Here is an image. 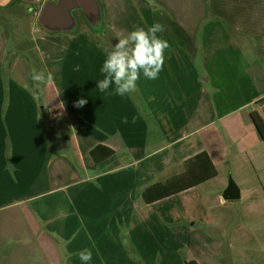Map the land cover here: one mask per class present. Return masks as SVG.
Returning a JSON list of instances; mask_svg holds the SVG:
<instances>
[{
	"label": "crops",
	"instance_id": "crops-1",
	"mask_svg": "<svg viewBox=\"0 0 264 264\" xmlns=\"http://www.w3.org/2000/svg\"><path fill=\"white\" fill-rule=\"evenodd\" d=\"M13 1L0 21H18L15 7L36 19L46 0H0V7ZM100 2L105 31L121 38L116 21L158 22L171 45L158 78L141 73L123 97L114 85L97 88L114 45L106 47L80 12L74 33L35 30L42 33L33 50H12L0 22V67L8 54L9 77L0 116V264H83L77 254L84 250L92 252L87 264H131L123 228L139 252L156 242L172 248L162 234L174 225L169 234L187 249L179 264H236L230 238L194 227L231 219H212L211 201L223 199L222 170L264 162L251 117L256 111L264 119V0H155V11L148 0ZM32 58L53 76L39 101L25 88L33 84ZM80 99L87 103L76 107ZM98 145L114 151L100 164L91 155ZM203 152L216 177L151 202L152 185L183 174Z\"/></svg>",
	"mask_w": 264,
	"mask_h": 264
},
{
	"label": "rangeland",
	"instance_id": "rangeland-1",
	"mask_svg": "<svg viewBox=\"0 0 264 264\" xmlns=\"http://www.w3.org/2000/svg\"><path fill=\"white\" fill-rule=\"evenodd\" d=\"M12 11V15L18 16V21H8L5 16H1L2 28L8 37L10 48L12 50L28 46L29 48H33L36 45V38H38L39 33H42L34 32L37 30V17L36 19L34 17L32 18L31 14L26 16V9L20 10L15 7ZM224 23L226 26L230 24L229 21H224ZM152 24V21H116V26L121 36H126L135 27L147 28ZM104 32L106 38L103 40V43L105 45L108 44L106 47L110 46L112 48L111 44L115 45L118 42V36L109 29L106 31L104 30ZM7 55L8 54L3 57V65L0 67V116H3L6 111L9 97V77L6 64L8 60ZM32 62L36 69H41L37 58H32ZM43 96V94L42 96L37 95L38 101L43 98ZM6 146L8 148V143H6ZM6 158L8 161L7 155ZM255 168L257 170H255ZM222 171L224 187L221 186L219 188L221 196L230 179H232L242 189V197L239 200L233 201H223L221 198H218L214 203L211 201L212 219L216 220V215L222 213H230L231 219H225L222 225L220 223V226H215V224L211 223L196 222L194 228L208 234L214 240L219 236L222 239L230 238L233 243L232 246H234L232 251H234L236 256H234V262L236 264H264V196L261 193V190L264 189V162L248 163L246 168L241 169H239V166H235L234 172L228 171L226 173L224 170ZM243 181H245L244 184L240 183ZM250 188L255 189V194L247 197L246 191ZM215 190L217 191L218 189ZM192 206L197 207V204L190 203V207ZM190 220L189 223L193 222V219ZM218 221H220V219H218ZM175 228V225L171 229L167 227L166 230L168 229V233L162 234L164 238L167 236L172 240V246H170L172 248H165L166 244H164V242H156L154 248L149 250L141 249L139 252L134 249L129 233L123 228L121 234L122 237H124V248L130 255L129 258L133 259L131 260L133 262H131V264H179L182 262L187 254V249L184 246L181 248L182 238L180 235L169 234V230L175 233ZM225 244L226 246L228 245L227 243ZM175 246H177V248H175ZM134 254L136 256H134Z\"/></svg>",
	"mask_w": 264,
	"mask_h": 264
},
{
	"label": "clouds",
	"instance_id": "clouds-1",
	"mask_svg": "<svg viewBox=\"0 0 264 264\" xmlns=\"http://www.w3.org/2000/svg\"><path fill=\"white\" fill-rule=\"evenodd\" d=\"M148 3L153 11L159 7L155 0H148ZM163 31L164 26L156 22L147 28L135 27L126 36L118 38L100 69L104 79L97 83V88L105 92L114 85L115 93L123 97L136 90L141 73L146 79H157L163 70L165 53L171 47L170 42L161 35ZM29 78L33 84L31 87L26 84L25 88L35 96L43 94L44 87L52 82L53 76L50 72L32 68ZM86 103V100L80 99L75 106L83 107ZM77 255L83 264L92 259L90 250Z\"/></svg>",
	"mask_w": 264,
	"mask_h": 264
},
{
	"label": "water",
	"instance_id": "water-1",
	"mask_svg": "<svg viewBox=\"0 0 264 264\" xmlns=\"http://www.w3.org/2000/svg\"><path fill=\"white\" fill-rule=\"evenodd\" d=\"M76 12H80L91 30L102 35L104 21L100 0H46L39 13L36 28L48 33H74L78 29L79 21ZM225 201L241 198L239 186L230 179L222 193Z\"/></svg>",
	"mask_w": 264,
	"mask_h": 264
},
{
	"label": "trees",
	"instance_id": "trees-1",
	"mask_svg": "<svg viewBox=\"0 0 264 264\" xmlns=\"http://www.w3.org/2000/svg\"><path fill=\"white\" fill-rule=\"evenodd\" d=\"M16 2L17 1H13L6 7H0V11L2 12L7 9L9 10ZM29 50H33V48H29ZM251 117L258 133L260 134L261 138L264 139V119L256 111L251 113ZM113 154L114 151L104 145H98L91 151V155L96 164L104 162L105 160L113 156ZM216 176L217 170L213 162L211 161L209 155L206 152H203L197 155L195 158L190 159L188 162H186V171L183 174L175 176L170 180H167V182L165 183H157L152 185L150 189L153 191L154 197L153 201L151 202L198 186L199 184L206 182L207 180H210ZM146 194L147 192L144 193V196ZM145 198L147 200V196H145ZM187 264L196 263L191 260L188 261Z\"/></svg>",
	"mask_w": 264,
	"mask_h": 264
}]
</instances>
